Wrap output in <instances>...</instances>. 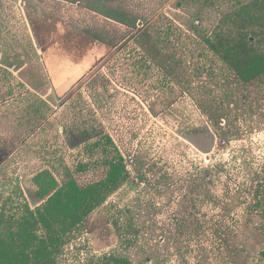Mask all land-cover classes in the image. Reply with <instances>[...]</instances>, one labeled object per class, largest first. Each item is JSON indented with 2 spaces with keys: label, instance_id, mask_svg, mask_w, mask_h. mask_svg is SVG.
I'll return each instance as SVG.
<instances>
[{
  "label": "rangeland",
  "instance_id": "obj_1",
  "mask_svg": "<svg viewBox=\"0 0 264 264\" xmlns=\"http://www.w3.org/2000/svg\"><path fill=\"white\" fill-rule=\"evenodd\" d=\"M247 34L264 51V0H0V234L40 172L86 186L124 158L57 264H264V73L227 57Z\"/></svg>",
  "mask_w": 264,
  "mask_h": 264
},
{
  "label": "trees",
  "instance_id": "obj_2",
  "mask_svg": "<svg viewBox=\"0 0 264 264\" xmlns=\"http://www.w3.org/2000/svg\"><path fill=\"white\" fill-rule=\"evenodd\" d=\"M205 34L201 30L196 36L211 43ZM227 46L231 48L227 57L233 60L234 69L244 80L264 73V51L255 48L248 34L229 40ZM129 179L131 175L124 158L110 165L106 178L86 186L80 185L74 177L60 185L49 170L40 172L35 183L46 198L37 205L25 204L18 218L8 222V230L0 234V264H57L69 233L82 226L85 219ZM110 208L123 238L129 242L139 238L146 224L138 223V203L113 201ZM150 208L159 209L157 205ZM149 228L157 231L159 226L151 223ZM123 264L130 262L124 260Z\"/></svg>",
  "mask_w": 264,
  "mask_h": 264
}]
</instances>
